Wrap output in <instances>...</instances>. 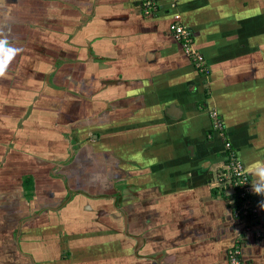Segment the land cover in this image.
Instances as JSON below:
<instances>
[{"label": "crops", "instance_id": "1", "mask_svg": "<svg viewBox=\"0 0 264 264\" xmlns=\"http://www.w3.org/2000/svg\"><path fill=\"white\" fill-rule=\"evenodd\" d=\"M158 2L0 0V264H264L218 180L264 160V0Z\"/></svg>", "mask_w": 264, "mask_h": 264}, {"label": "built area", "instance_id": "2", "mask_svg": "<svg viewBox=\"0 0 264 264\" xmlns=\"http://www.w3.org/2000/svg\"><path fill=\"white\" fill-rule=\"evenodd\" d=\"M176 1V0H175ZM141 10L145 15H153L159 10L158 0H141ZM169 30L173 37L180 43L184 53L196 67V69L206 75L207 63L203 54L198 51L193 42V37L190 30L181 22L180 15H176L174 20L170 23ZM215 118V127L221 130L223 124L217 112H211ZM226 150V164L222 173H219L218 180L223 189L231 192L232 199L236 203V213L242 217L251 220L262 219L264 222V205L259 209L254 203V194L251 188L252 179L247 174L243 162L237 157L235 151L231 147L230 142L224 140ZM233 203V204H234ZM240 249L238 246L233 247L228 252V264H242L240 258Z\"/></svg>", "mask_w": 264, "mask_h": 264}, {"label": "clouds", "instance_id": "3", "mask_svg": "<svg viewBox=\"0 0 264 264\" xmlns=\"http://www.w3.org/2000/svg\"><path fill=\"white\" fill-rule=\"evenodd\" d=\"M20 49L12 45L6 35H0V78L4 77ZM247 174L254 177L251 188L254 194L264 196V160H256L248 167Z\"/></svg>", "mask_w": 264, "mask_h": 264}]
</instances>
